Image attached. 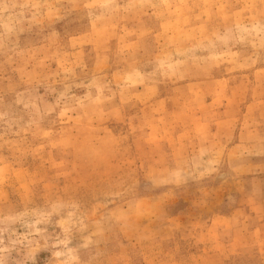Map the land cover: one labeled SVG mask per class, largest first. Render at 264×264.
<instances>
[{"label": "rangeland", "instance_id": "1", "mask_svg": "<svg viewBox=\"0 0 264 264\" xmlns=\"http://www.w3.org/2000/svg\"><path fill=\"white\" fill-rule=\"evenodd\" d=\"M0 264H264V0H0Z\"/></svg>", "mask_w": 264, "mask_h": 264}]
</instances>
